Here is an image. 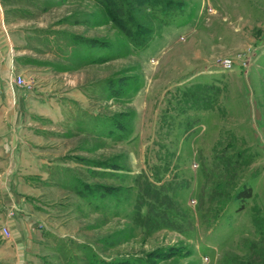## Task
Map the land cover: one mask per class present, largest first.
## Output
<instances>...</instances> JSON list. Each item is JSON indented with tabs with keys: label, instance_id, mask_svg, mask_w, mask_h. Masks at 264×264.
<instances>
[{
	"label": "rangeland",
	"instance_id": "rangeland-1",
	"mask_svg": "<svg viewBox=\"0 0 264 264\" xmlns=\"http://www.w3.org/2000/svg\"><path fill=\"white\" fill-rule=\"evenodd\" d=\"M111 1L144 45L105 0H0V81L31 91L16 117L0 90V184L23 173L46 222L31 264H264V0Z\"/></svg>",
	"mask_w": 264,
	"mask_h": 264
},
{
	"label": "crops",
	"instance_id": "crops-1",
	"mask_svg": "<svg viewBox=\"0 0 264 264\" xmlns=\"http://www.w3.org/2000/svg\"><path fill=\"white\" fill-rule=\"evenodd\" d=\"M4 60L8 62V57H5ZM0 90L2 91L3 101L8 102L7 104H15L17 107L15 115L19 117L21 115L20 111L22 109L25 111L26 104H29L31 100V91L27 90L26 87L19 88L17 84L6 78L0 81ZM6 149L8 150V146H6ZM24 181L25 176L23 173L11 176L2 174L0 184V213L2 219H5V222L2 223L8 222L14 233L0 246L14 245L16 248V264H31L33 259L36 260V243L40 242L37 233L40 234L39 230H41L44 221L40 214L36 212V206L25 199ZM10 209L13 211L11 214L9 213ZM1 256L5 257V255Z\"/></svg>",
	"mask_w": 264,
	"mask_h": 264
},
{
	"label": "trees",
	"instance_id": "trees-1",
	"mask_svg": "<svg viewBox=\"0 0 264 264\" xmlns=\"http://www.w3.org/2000/svg\"><path fill=\"white\" fill-rule=\"evenodd\" d=\"M108 3L111 2L113 4V13L114 19L118 24L124 29V31L127 33L129 39L132 41V43L136 45H144L148 39V34H150V29L148 27H145L141 22H135L132 21L131 18L132 10L131 9H121L117 5H115L111 0H105ZM145 4L149 7H154L157 9H160L163 12H168V8H172L175 6H179L180 3H165L161 0H143ZM122 11L125 13L127 18H122ZM251 195V187L248 185L245 188H240L237 191V196H240L239 198H243L244 196H250ZM243 204L240 205L242 207ZM97 261V260H96ZM95 261V262H96ZM99 261V260H98ZM96 264H142L139 259H130V258H121V259H109V260H100L99 263L96 262Z\"/></svg>",
	"mask_w": 264,
	"mask_h": 264
},
{
	"label": "built area",
	"instance_id": "built-area-1",
	"mask_svg": "<svg viewBox=\"0 0 264 264\" xmlns=\"http://www.w3.org/2000/svg\"><path fill=\"white\" fill-rule=\"evenodd\" d=\"M230 61L228 59H226V65H229ZM11 81L14 84H20L23 82V78L21 77L20 74L15 75L14 77H12ZM0 233L4 238H10L12 236V230L10 228L9 225H2L0 227Z\"/></svg>",
	"mask_w": 264,
	"mask_h": 264
}]
</instances>
